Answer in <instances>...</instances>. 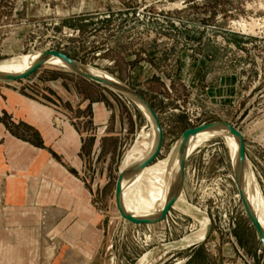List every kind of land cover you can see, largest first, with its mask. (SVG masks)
Masks as SVG:
<instances>
[{
    "label": "rangeland",
    "instance_id": "374dc122",
    "mask_svg": "<svg viewBox=\"0 0 264 264\" xmlns=\"http://www.w3.org/2000/svg\"><path fill=\"white\" fill-rule=\"evenodd\" d=\"M49 51L150 105L163 134L152 164L186 129L232 126L264 203V0H0V64ZM1 126L43 159L77 170L71 183L42 173L38 190L55 204L23 205L15 184L6 218L0 199V264H264L223 137L186 157L179 208L160 223L133 225L116 209L115 184L133 148L150 145L152 126L128 96L46 64L0 82ZM58 182L73 196H56ZM202 218L211 229L197 240Z\"/></svg>",
    "mask_w": 264,
    "mask_h": 264
},
{
    "label": "bare ground",
    "instance_id": "6f19581e",
    "mask_svg": "<svg viewBox=\"0 0 264 264\" xmlns=\"http://www.w3.org/2000/svg\"><path fill=\"white\" fill-rule=\"evenodd\" d=\"M41 56L42 53H34L22 57L12 58L10 61L0 64V82L9 81L10 79L27 73L39 61ZM46 64L58 65L71 69L67 63L56 57L48 58ZM78 67L81 71L88 75L94 76L114 85L122 86V84H120L115 79L97 72L88 66H83L78 63ZM128 97L144 113L145 117L149 120L152 126L150 145L142 144L141 146L143 147V152L142 150L137 149L138 146L137 148L134 146L135 148H133L129 156L127 157L126 155L127 158L125 157L127 161L130 159L134 161L133 164L130 165V168L133 169L151 156L156 147L157 133L154 129V122L142 103L135 96L128 95ZM215 137H223L225 139L227 146L230 149L232 166L236 177L239 160L238 141L227 128H213L202 131L197 135L190 136L188 138L186 147V157L203 141ZM180 147V142H177V144L170 150L168 156L164 160H158L153 164L151 163V165H148L139 172L125 177L122 180L119 190V201L121 209L126 215L128 214L135 219H154L159 217L163 207L169 201L179 179ZM136 150L138 151L136 152ZM136 155L139 156L136 158ZM128 169L129 167H127L125 171ZM141 178L142 182L144 181L145 184L140 182ZM240 190L246 204L248 205V208L264 233V203L261 199V193L255 175L247 158L245 159V165L241 175ZM180 193L181 190L176 200L172 204V209L179 208V206L183 203ZM201 223L202 228L199 232L202 235L200 236V233H198V235L194 236L195 238L203 239L205 236L207 219L202 218ZM138 264L141 263L139 262Z\"/></svg>",
    "mask_w": 264,
    "mask_h": 264
},
{
    "label": "water",
    "instance_id": "95a60500",
    "mask_svg": "<svg viewBox=\"0 0 264 264\" xmlns=\"http://www.w3.org/2000/svg\"><path fill=\"white\" fill-rule=\"evenodd\" d=\"M50 57H56V58L61 59L62 61H64L65 63H67L70 66L72 71L83 76L85 79L96 82L102 86L110 88V89L117 91L119 93H122L126 96L132 95V96L137 97V99L146 108L147 112L149 113V115L151 116V118L154 122V129L157 133V142H156V147H155L153 153L151 154V156L148 159H146L144 162L140 163L139 165H137L133 169H130L129 171L127 170V171L122 172L119 175V177L116 181V184H115V205H116V209H117V211H118V213L122 219H124L125 221H127L133 225H154V224L162 222L166 218V215L168 214L169 210L171 209L172 204L176 200V198H177V196L181 190V187H182V182H183V177H184V164H185V160H186V147H187L188 138L192 135H197L202 131L210 130L213 128H227L230 131V133L238 141V159L239 160H238V168H237L235 185H236L238 194L240 196L244 211H245V213H246V215L250 221V224H251V226H252V228L256 234L258 241L260 242V244L264 250V233H263L262 229L260 228L256 219L252 215L250 209L248 208V205L246 204V202L242 196L241 190H240L241 175H242V172L244 169L246 156H245V151H244L243 138L237 130H235L229 124L223 123V122L208 123V124H203V125H200V126H197L194 128L186 129L181 134V136L179 137V140H178V142H180V145H181V147H180V159H179V179L176 183L175 189H174L169 201L163 207L159 217L154 218V219H135L128 214L126 215L121 209L120 201H119L120 184L122 183V180L125 177L131 176V175L139 172L143 168L147 167L148 165H150L156 159V157L159 155L161 148H162L163 134H162V129H161L157 115L152 110L150 105L141 96H139L134 91L130 90L129 88H127L123 85L122 86L121 85H114V84H111L107 81H103V80L98 79L94 76H91V75L84 73L78 67L77 62L69 59L64 54L56 52V51H49V52L42 53V56L39 59V61L27 73L20 75V76H17L13 79H10L9 81H2V82L10 84L12 82L20 81V80H23L25 78H28L35 71H37L40 67H42L43 65H46L47 59ZM210 229H211V224H210L209 220H207V227H206V233H205L204 238L209 234Z\"/></svg>",
    "mask_w": 264,
    "mask_h": 264
},
{
    "label": "crops",
    "instance_id": "0c3cea01",
    "mask_svg": "<svg viewBox=\"0 0 264 264\" xmlns=\"http://www.w3.org/2000/svg\"><path fill=\"white\" fill-rule=\"evenodd\" d=\"M38 112V109H36ZM16 122V121H13ZM26 126H31L29 123L24 122ZM40 149L36 146L34 147L30 142L24 137H14L12 136L3 126L0 128V175L3 176L4 181L3 185L5 187V194L1 195L0 199L4 200V208L3 211L4 216L8 215V201H11L12 197H14V192L9 191L10 188H14L15 184L20 187L21 193L20 197L22 199L21 203L23 205L27 204H41L42 203H53L55 204V199H51L48 196V201H45L44 191H39L38 188L41 187L40 180L41 175L44 174V180L46 177H50L49 179L55 180V178H59V181L65 182H76L74 175L72 174V168L77 170L76 165H62L53 162V158L48 156L47 159H43L42 155H40ZM76 151L74 153L73 158L76 155ZM70 156V155H69ZM71 159V158H69ZM82 168V165H80ZM57 171L58 176L50 175L49 172ZM14 174V175H13ZM10 175V176H9ZM17 177V178H15ZM20 177V179L18 178ZM62 178V179H61ZM57 180V181H58ZM65 184V183H63ZM40 185V186H39ZM38 186V187H37ZM65 187V185H63ZM56 193V196L60 195H71L70 191L64 190L62 191V185L58 182L55 190L52 191ZM63 192V193H62ZM48 194V193H46ZM11 199V200H9ZM12 202V201H11ZM68 212L63 213H55L53 216L66 217L68 216ZM7 218V217H6ZM200 233V232H198ZM198 235V234H196ZM194 235V236H196ZM202 234L200 233V236ZM200 240L201 238H196Z\"/></svg>",
    "mask_w": 264,
    "mask_h": 264
},
{
    "label": "flooded vegetation",
    "instance_id": "af4514ba",
    "mask_svg": "<svg viewBox=\"0 0 264 264\" xmlns=\"http://www.w3.org/2000/svg\"><path fill=\"white\" fill-rule=\"evenodd\" d=\"M137 156H139V155H136L135 157L137 158ZM145 158V157H144ZM131 168L129 167V169L128 170H130ZM234 170V169H233ZM235 174V173H234ZM235 181H236V177H235ZM238 197H239V195H238ZM239 199H240V197H239ZM240 201H241V199H240Z\"/></svg>",
    "mask_w": 264,
    "mask_h": 264
}]
</instances>
